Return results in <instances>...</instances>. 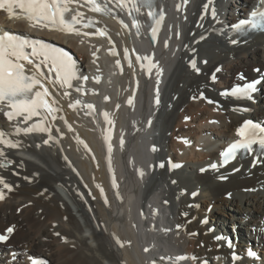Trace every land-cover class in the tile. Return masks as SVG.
<instances>
[{"label":"bare ground","instance_id":"1","mask_svg":"<svg viewBox=\"0 0 264 264\" xmlns=\"http://www.w3.org/2000/svg\"><path fill=\"white\" fill-rule=\"evenodd\" d=\"M184 1L155 0L156 12L162 11L164 17L155 43L145 39V32L153 26L147 8L131 15L117 8L111 16L81 8L86 19L91 17L97 28L108 33L105 37L33 27L24 15L0 10V34L27 36L62 49L79 75L89 77L84 89L92 91L90 96L78 97L74 89L82 82L74 80L65 98L63 89L46 83L62 109L57 116L72 126L69 131L63 120L49 119L56 139L48 145L43 144L47 133L15 135L14 125H28L22 118L8 121L3 112L9 109L0 105V131L6 138L20 141L16 149L0 145L5 151L0 163L7 165L0 167V176L13 187L0 201V233L14 227L9 240L0 244V264H31L29 257L47 264H173L168 258L181 255L197 260L180 264H264V164L253 167V155H238L218 172L209 167L213 163L219 166L224 147L240 139L237 130L243 120L264 127V85L252 101L220 95L241 82L239 74L246 79L264 76V33L239 39L234 33L231 39H237L238 45L228 43L227 31L220 34L258 0H214L219 22L209 15L203 28L197 25L207 0H187L186 5ZM133 17L141 25L139 34L132 26ZM82 31L95 32V28ZM201 34L205 39L195 43ZM113 47L117 56L110 54ZM191 48L196 49L194 54ZM125 49L132 67L124 60ZM137 55L152 57L162 74L157 76L155 68L148 74L136 62ZM193 55L199 74L188 65ZM118 59L120 66L116 65ZM217 67L221 71L213 82L210 77ZM255 68L260 71L256 73ZM157 88L159 107L155 105ZM133 89L134 106H129L127 99ZM77 100L82 101L69 107ZM87 104L93 105L95 113H88ZM105 111L114 120L111 172L104 141ZM39 119L34 117L28 123ZM169 161L183 165L170 171ZM161 162L164 168L158 166ZM201 168L207 171L202 173ZM236 168L239 171L234 172ZM138 170L144 172L143 177ZM113 175L118 188L112 187ZM220 175L227 178L217 179ZM96 185L103 188L104 196ZM182 191L184 195H180ZM193 192L197 196L192 197ZM191 204L198 207H189ZM183 212L188 216H182ZM204 219L207 224L200 223ZM178 224L185 227L178 230ZM190 232L199 235L191 237ZM216 235L226 239L217 242ZM248 249L258 258L248 257ZM233 252L241 259L233 260Z\"/></svg>","mask_w":264,"mask_h":264},{"label":"snow or ice","instance_id":"2","mask_svg":"<svg viewBox=\"0 0 264 264\" xmlns=\"http://www.w3.org/2000/svg\"><path fill=\"white\" fill-rule=\"evenodd\" d=\"M187 0H185V3ZM109 5H112L111 7ZM130 5V7H129ZM211 6V8H210ZM87 7L90 12L98 13L104 16L113 15L114 9H120L121 11L127 10L129 15L132 11L137 13L140 12L141 8L148 9V16L153 20V26L151 27V39L153 43L156 42L158 32L163 21V12L159 14L156 12L155 0H0V9H6L9 14L13 12V9H19L21 13L26 17V19L31 23L33 27L55 29L61 32L74 33L77 36L89 37L92 35L105 37L108 33L101 28L96 27V21L91 17L85 18V15L81 8ZM211 16L212 20L219 22V15L214 4V0H207L203 5V12L200 16V23L198 27L203 28V21L207 16ZM249 16L252 18L240 19L237 23L231 25L230 28L221 29L220 34L223 35L225 31L228 32V43L231 45H238L239 41L237 39H231L232 34H246V26L251 27L253 30L264 31V0H260V3L257 7H254L253 10L249 13ZM259 18L258 20L256 18ZM79 26V27H77ZM127 27V25H124ZM132 26L136 29L137 34L140 33L141 25L133 17ZM95 28V32L82 31V29ZM177 38H179L180 33H177ZM205 36L201 34L199 39L195 43L203 41ZM109 42L111 39L109 37ZM164 46L167 48L168 43L165 41ZM187 48L188 46L185 45ZM98 51V50H97ZM112 56H117L118 53L115 50V47L109 50ZM191 53H195L196 49H189ZM93 57L96 56V52L92 53ZM136 62L140 64L142 69H145L148 74H151L152 69H156V75L160 76L161 70L158 65L153 63L152 57L150 56H139L135 57ZM124 60L128 62V66L132 67V60L128 55V50H124ZM95 62V61H94ZM207 63V61H203ZM120 60H116V65L120 66ZM189 67L196 73L201 72L200 67H198L197 58L195 55L188 61ZM47 70V75L45 71ZM221 69L217 67L215 72L211 75L210 79L215 82L217 77L216 73L220 72ZM259 72V69H255ZM54 74V78H53ZM89 77L87 75L80 76L78 74L77 67L74 61L62 50L56 48L52 45L44 43L42 40L31 39L27 36L15 35L9 32H5L3 35H0V105H5L9 110L4 111L3 114L8 121H14L19 118H22L21 122L28 125L27 127H19L14 125L15 135L19 136L21 133L24 135H29L31 133H47L48 138L43 140V144L48 145L50 141H54L56 138L52 135V128L54 124L49 123L51 121H56L57 119L63 120L67 125L68 130L72 131V126L64 119L63 116H57V113L61 112L62 109L58 107L57 99L53 98V93L49 91L48 85L58 86L60 89H63V97H69L70 93L68 89H73L74 80H82L87 82ZM97 83H99V77L94 78ZM241 79H246L241 76ZM137 81V87H138ZM159 84V80L157 81ZM264 85V76H261L257 79H254L251 82H246L242 86L236 85L233 86L230 91L225 90L220 93L221 96H231L234 98H243L248 101L254 100V95L258 92L259 87ZM76 92L83 93L84 87L83 83L74 89ZM200 98H204V93L199 92ZM196 96H193V99H196ZM105 100L109 98L104 97ZM135 99V89H133V95L127 99V104L129 106H134ZM209 103L213 101L209 100ZM79 100L75 103H70L69 107L75 108L76 105L80 104ZM155 105L159 107L160 97L159 89L156 91ZM86 108L93 110L92 104L85 105ZM117 109L120 107L119 104L116 105ZM249 111V109L244 108H234L233 111ZM0 111H3L0 108ZM105 124L108 126L104 132V141L107 146L108 152V166L109 171H112L111 167V154L113 151V146L111 143L114 120L110 117L109 112L105 111L102 113ZM34 117H39L40 119L33 124H29ZM189 119L185 117V120ZM215 123V121H212ZM148 126H151L152 119L149 118ZM56 131L59 133V127L56 128ZM237 134L240 139L236 140L230 144L222 153H221V162L218 166L213 163L209 167L212 170L219 171L220 167L228 165L231 161L236 160L238 155L246 156L253 155L252 166L255 167L258 164H264V127H261L259 124L254 123L251 120L244 121L243 125L238 128ZM63 135V133H61ZM81 143H83L81 141ZM188 143V141H184ZM123 133H121L120 145L123 147ZM0 145H3L4 148L16 149L20 146V141H14L12 139L6 138V133L0 131ZM36 147H40L39 144ZM87 147V145H85ZM4 148H0V157H5ZM153 152L157 151L155 147L152 149ZM160 168H164L165 164L161 162L158 165ZM0 167H7L6 164L0 163ZM169 170H174L182 167L181 164L168 163ZM75 171V169H73ZM141 177L144 176L142 170H138ZM200 171L203 173L207 171L205 168H201ZM233 171H239L238 168L233 169ZM79 175V173H77ZM227 177L220 175L217 177L219 180H224ZM28 179V177H24ZM172 184H175L176 181H171ZM0 201L6 199L7 193L13 191L11 184L5 182V179L0 176ZM100 189L101 196H104V190L100 185H96ZM87 187V185H85ZM112 187L118 188L116 183L115 176L112 177ZM7 190V191H5ZM182 191L180 195H184ZM198 193L193 192L192 197L197 196ZM95 199V197H93ZM179 199V195L177 196ZM107 198L105 197V203L107 204ZM165 204L168 201H164ZM189 207H198V205L191 204ZM19 211V209H18ZM143 215V213H141ZM155 215V212L153 213ZM182 216L187 217L188 213L183 212ZM195 219V217H193ZM191 221H189L190 223ZM200 223L207 224V220H201ZM185 225L178 224L176 228L179 230L184 228ZM211 232L212 230L209 229ZM14 232V227L10 226L6 228L5 233H0V244L6 243L10 236ZM56 236H60V233H55ZM191 237H196L199 235L197 232L188 233ZM226 238L222 235H216L214 240L219 242L225 240ZM117 243H120L117 241ZM123 247V244L120 245ZM202 246V245H201ZM227 246L231 249L233 247L231 241H228ZM147 251V249H145ZM248 257L258 258L257 253L251 249L246 251ZM15 259V257H13ZM31 264H47L46 260L37 259L29 257ZM162 259H164L162 257ZM169 260L173 264H180L181 261L192 260L196 261L195 256H178V257H169ZM215 259H219L216 257ZM232 259L237 260L241 259L235 252L232 254ZM203 264H207L206 261Z\"/></svg>","mask_w":264,"mask_h":264},{"label":"water","instance_id":"3","mask_svg":"<svg viewBox=\"0 0 264 264\" xmlns=\"http://www.w3.org/2000/svg\"><path fill=\"white\" fill-rule=\"evenodd\" d=\"M150 39H151V33H150ZM151 41H152V39H151Z\"/></svg>","mask_w":264,"mask_h":264},{"label":"rangeland","instance_id":"4","mask_svg":"<svg viewBox=\"0 0 264 264\" xmlns=\"http://www.w3.org/2000/svg\"><path fill=\"white\" fill-rule=\"evenodd\" d=\"M225 196L227 197L228 195L226 194Z\"/></svg>","mask_w":264,"mask_h":264}]
</instances>
